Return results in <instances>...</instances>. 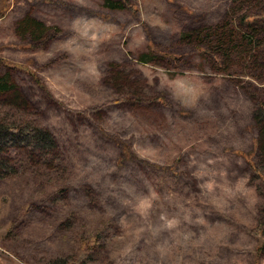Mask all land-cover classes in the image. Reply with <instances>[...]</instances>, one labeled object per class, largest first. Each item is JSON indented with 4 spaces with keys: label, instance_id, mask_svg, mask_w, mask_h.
Returning <instances> with one entry per match:
<instances>
[{
    "label": "rangeland",
    "instance_id": "rangeland-1",
    "mask_svg": "<svg viewBox=\"0 0 264 264\" xmlns=\"http://www.w3.org/2000/svg\"><path fill=\"white\" fill-rule=\"evenodd\" d=\"M252 9L264 0H0V125L55 142L0 141V264H264Z\"/></svg>",
    "mask_w": 264,
    "mask_h": 264
},
{
    "label": "trees",
    "instance_id": "trees-1",
    "mask_svg": "<svg viewBox=\"0 0 264 264\" xmlns=\"http://www.w3.org/2000/svg\"><path fill=\"white\" fill-rule=\"evenodd\" d=\"M248 1H250V0H247V2ZM113 7L114 8L120 7L121 8V5L118 4V5H114ZM129 8H130V6H129ZM254 11H255V9L244 11V13H242L238 17L239 25H245L246 27L249 28V27H251L252 23H256L257 21L264 19V13L263 14H261V12L255 13ZM25 23H27V25L25 24L23 27L24 28L31 27L33 32H36L39 29H41V27L39 25L40 23L39 24H36L35 22L32 23L31 20H26ZM218 38L220 39L219 44L227 45L228 42H230L227 39H224L222 37V35H218L217 39ZM260 43L262 44V46H264V43L258 42V44H260ZM217 57L218 56L216 55L215 58H217ZM140 60L142 62H145V60L141 59V57H140ZM218 61H219V59H218ZM219 64H220V61H219ZM36 82H37V79H36ZM9 92H10V88L8 87L6 82L0 80V94L5 95L6 93H9ZM261 113L263 114V122H264V105H262V107H261ZM8 132L11 133L12 137L15 133H17V136L23 137L24 138L23 142H26L25 144H28L31 154L33 153V151H36L39 147H45V148H47V146L53 147V144H55L53 138L46 131H44L42 129H38V128L31 126V125L23 126V128L19 129V130H13L12 128L6 127L5 124H1L0 125V141H3V139L5 137H7ZM50 142H52V145H50ZM258 142H259L260 146L262 147V149L264 150V133L262 134L261 142L259 140H256V143H258ZM21 144L22 143H19V145H21ZM1 163H2L1 168L2 167L5 168V166H3L5 162H1ZM263 248H264V242L258 246V249H260V250Z\"/></svg>",
    "mask_w": 264,
    "mask_h": 264
}]
</instances>
